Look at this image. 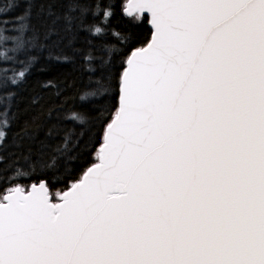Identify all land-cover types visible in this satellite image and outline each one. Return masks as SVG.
I'll list each match as a JSON object with an SVG mask.
<instances>
[{
    "label": "snow or ice",
    "instance_id": "snow-or-ice-1",
    "mask_svg": "<svg viewBox=\"0 0 264 264\" xmlns=\"http://www.w3.org/2000/svg\"><path fill=\"white\" fill-rule=\"evenodd\" d=\"M61 2L53 23L83 27L89 5ZM127 12L150 15L152 33L124 60L98 162L57 194L0 183V264H264V0H129ZM5 14L0 38L29 27L30 12Z\"/></svg>",
    "mask_w": 264,
    "mask_h": 264
},
{
    "label": "trees",
    "instance_id": "trees-1",
    "mask_svg": "<svg viewBox=\"0 0 264 264\" xmlns=\"http://www.w3.org/2000/svg\"><path fill=\"white\" fill-rule=\"evenodd\" d=\"M127 1L83 0L91 9L84 26L73 23L65 31L64 21L53 23L55 17L49 15L64 11L61 0H0L3 19L15 21L30 12L23 21L29 26L22 33L24 46L13 52L10 39L0 43V121L7 112V126H0L5 134L0 137L4 187L44 181L57 194L98 162L95 154L116 110L124 60L151 36L146 15L123 14ZM17 7L22 11H15ZM105 10L111 12L106 22ZM93 20L104 29L101 35L88 30ZM13 26L18 25L8 27ZM53 27L57 34L45 39ZM25 68V77L18 79ZM13 79L18 82L13 84ZM73 113L81 119H72Z\"/></svg>",
    "mask_w": 264,
    "mask_h": 264
},
{
    "label": "rangeland",
    "instance_id": "rangeland-1",
    "mask_svg": "<svg viewBox=\"0 0 264 264\" xmlns=\"http://www.w3.org/2000/svg\"><path fill=\"white\" fill-rule=\"evenodd\" d=\"M15 11H18V12H21L22 11V7H17ZM16 27L18 26H13L12 28H9L11 33H15L16 35L14 36H11L9 35L8 37L5 35V33L3 34V36H6L7 39H10L11 42L13 43V48L11 49L13 52L15 51H18L20 50L21 48H17V40H16V37H19L21 40H22V33L21 32H18V31H15L13 29H15ZM12 29V30H11ZM7 39H3V38H0V43L6 41ZM2 77V73H0V79ZM2 83L0 81V87H1Z\"/></svg>",
    "mask_w": 264,
    "mask_h": 264
},
{
    "label": "water",
    "instance_id": "water-1",
    "mask_svg": "<svg viewBox=\"0 0 264 264\" xmlns=\"http://www.w3.org/2000/svg\"><path fill=\"white\" fill-rule=\"evenodd\" d=\"M128 3H129V0L126 2V4H125V8L123 9V14L126 16V17H130L129 15H128V12H127V6H128ZM134 14H137L138 16H142V15H146L147 17H148V25H149V27H150V29H151V33H152V28H151V23H150V15H148V14H139V13H134ZM133 14V15H134ZM44 182V181H43ZM40 183V182H39ZM39 183H37V185L39 184ZM31 185H33V184H31ZM30 185V186H31Z\"/></svg>",
    "mask_w": 264,
    "mask_h": 264
}]
</instances>
